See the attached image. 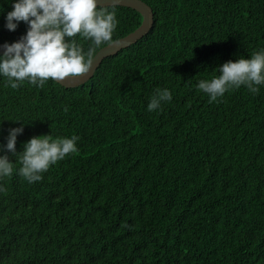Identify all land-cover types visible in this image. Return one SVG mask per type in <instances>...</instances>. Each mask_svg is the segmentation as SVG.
Listing matches in <instances>:
<instances>
[{
  "label": "trees",
  "instance_id": "1",
  "mask_svg": "<svg viewBox=\"0 0 264 264\" xmlns=\"http://www.w3.org/2000/svg\"><path fill=\"white\" fill-rule=\"evenodd\" d=\"M143 1L150 32L85 84L12 89L0 77V143L21 124L17 153L32 136L78 137L32 183L8 152L0 264H264V85L216 101L195 87L264 49V0ZM0 7V43L19 39L27 25L7 30L12 5ZM116 18L113 42L143 22L124 6ZM158 87L172 99L148 111Z\"/></svg>",
  "mask_w": 264,
  "mask_h": 264
},
{
  "label": "clouds",
  "instance_id": "2",
  "mask_svg": "<svg viewBox=\"0 0 264 264\" xmlns=\"http://www.w3.org/2000/svg\"><path fill=\"white\" fill-rule=\"evenodd\" d=\"M11 10L4 15V28L15 31L20 22L27 29L19 39L5 41L0 48V77L5 85L16 89L25 82L43 86L49 79L65 80L87 75L94 63V52L102 44L113 43L117 27L116 6L121 0H8ZM3 8L0 7V12ZM78 38L88 41L87 48ZM218 75L200 79L195 87L209 101H216L226 91L245 86L251 93L264 85V49L247 58L239 56L218 66ZM168 88H156L147 104L148 111L171 101ZM67 109H65L66 111ZM13 121V120H12ZM21 121V120H14ZM24 130L23 124L11 127L0 143V178L13 174V162L8 152L18 157L16 174L29 183L42 179L52 164L77 150L78 137L52 138L51 134L32 136L17 153L16 141ZM3 185H0V191Z\"/></svg>",
  "mask_w": 264,
  "mask_h": 264
},
{
  "label": "water",
  "instance_id": "3",
  "mask_svg": "<svg viewBox=\"0 0 264 264\" xmlns=\"http://www.w3.org/2000/svg\"><path fill=\"white\" fill-rule=\"evenodd\" d=\"M117 6L129 7L138 11L143 16V22L141 26L127 36L116 40L113 43L108 44L100 49L94 56L95 60L92 66V70L87 75L68 79L63 83H57L65 88H75L85 84L91 78H93L96 69L99 68L104 59L109 56L118 54L121 50L131 46L132 44H135L138 40H140L150 32L154 24V13L152 8L146 2H144L143 0H121V3ZM0 45L2 44L0 43ZM2 51L3 49L0 48V52Z\"/></svg>",
  "mask_w": 264,
  "mask_h": 264
}]
</instances>
